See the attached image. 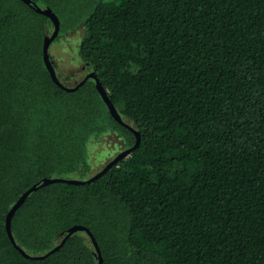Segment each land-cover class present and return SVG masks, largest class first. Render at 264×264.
Listing matches in <instances>:
<instances>
[{
  "label": "trees",
  "instance_id": "obj_1",
  "mask_svg": "<svg viewBox=\"0 0 264 264\" xmlns=\"http://www.w3.org/2000/svg\"><path fill=\"white\" fill-rule=\"evenodd\" d=\"M30 3L0 0V264H99L84 231L34 259L74 226L102 264H264V0ZM36 7L52 43L81 30L76 58L129 128L93 78L52 81ZM136 132L95 180L40 187L89 179L91 144ZM33 186L15 246L5 217Z\"/></svg>",
  "mask_w": 264,
  "mask_h": 264
},
{
  "label": "water",
  "instance_id": "obj_2",
  "mask_svg": "<svg viewBox=\"0 0 264 264\" xmlns=\"http://www.w3.org/2000/svg\"><path fill=\"white\" fill-rule=\"evenodd\" d=\"M22 1L24 3H26V4H29V5L31 4L30 0H22ZM35 10L38 13L47 16L51 20V22H52V24L54 26L52 34L50 36L45 37L44 44H43V61H44V64H45V67H46L47 71L50 74V77H51L52 81L55 84H57L60 88L66 90V91H73V90H76L79 86H81L89 78H93L95 80V82H96L97 91L99 92L100 96L102 97V99H103L104 103L106 104L107 109L109 110V112L112 115V117L119 124L124 125V126L129 128V126L126 123H124L123 120L121 119V117H120L119 113L117 112V110L115 109L114 105L109 100L106 91L103 89V87L100 85L98 80L95 78L94 74H92V73L87 74L85 76V78L81 82H79L77 85H75L74 87H66L63 83H61L59 81V79H58V77L56 75V72L54 70L53 64H52V62L50 60V57H49V47H50L52 41L59 34V29H60L59 20L56 17V15L53 12L49 11V10H42L40 8H37V7L35 8ZM135 135H136V143H135V145L133 147H131L129 149H125L122 152L118 153L98 173H96L95 175L91 176L89 179L84 180V181L77 180V179H59V178H57V179H44L43 183H42V185H40V187L41 186H46V185H49V184H52V183H56V182H66V183L78 184V183H85V182H90V181L95 180L97 177H99L101 174L105 173L112 166L116 165L120 160H122L123 158L127 157L132 152V150H134L135 148L138 147V145L140 143V137H139V134L137 132L135 133ZM37 188H38L37 186H33L31 189H29L27 192H25L17 200V202L13 205V207L9 210L7 216L5 217L6 218V224H5L6 231H7V234L9 236V239H10V241H11V243L13 245H15V242H14V239H13L12 234H11V226H10L11 225V219H12L11 217L14 215L15 211L23 204V202L26 200V198L29 196V194L31 192L36 191ZM83 231L86 232L87 235L90 237L91 242H92L94 248L96 249V252H97V255H98V259H99V264H102V259H101V255H100V252H99V248H98V245H97L93 235L87 229H85L84 227H80V226H74V227L70 228L67 231V234L64 237V239L61 241V243L57 247H55L54 249L49 251L46 255L34 257V259H43V258H45V256H47V255L55 252L56 250H58L65 243L66 239L68 237H70L72 234H74L76 232H83Z\"/></svg>",
  "mask_w": 264,
  "mask_h": 264
},
{
  "label": "rangeland",
  "instance_id": "obj_3",
  "mask_svg": "<svg viewBox=\"0 0 264 264\" xmlns=\"http://www.w3.org/2000/svg\"><path fill=\"white\" fill-rule=\"evenodd\" d=\"M81 38V30H75L61 35L60 39L49 47V57L53 64L56 75L66 87H73L79 83L87 74L82 62L76 58V46ZM78 53V48H77ZM79 58V57H78ZM124 147L119 138L109 134L91 144L90 164L91 174L98 173L109 161Z\"/></svg>",
  "mask_w": 264,
  "mask_h": 264
},
{
  "label": "flooded vegetation",
  "instance_id": "obj_4",
  "mask_svg": "<svg viewBox=\"0 0 264 264\" xmlns=\"http://www.w3.org/2000/svg\"><path fill=\"white\" fill-rule=\"evenodd\" d=\"M83 68H84V70H85V66H83ZM86 75H87V74H86ZM86 75H85V76H86ZM84 78H85V77H84ZM84 78H83V79H84ZM83 79H82V80H83ZM82 80H81V81H82ZM81 81H80V82H81ZM76 85H77V84H76Z\"/></svg>",
  "mask_w": 264,
  "mask_h": 264
}]
</instances>
